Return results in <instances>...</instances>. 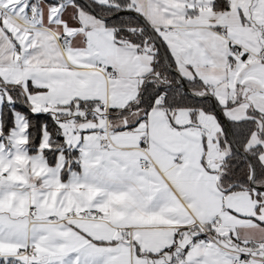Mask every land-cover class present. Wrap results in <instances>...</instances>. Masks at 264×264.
<instances>
[{"label": "snow or ice", "instance_id": "snow-or-ice-1", "mask_svg": "<svg viewBox=\"0 0 264 264\" xmlns=\"http://www.w3.org/2000/svg\"><path fill=\"white\" fill-rule=\"evenodd\" d=\"M0 264H264V0H0Z\"/></svg>", "mask_w": 264, "mask_h": 264}, {"label": "crops", "instance_id": "crops-1", "mask_svg": "<svg viewBox=\"0 0 264 264\" xmlns=\"http://www.w3.org/2000/svg\"><path fill=\"white\" fill-rule=\"evenodd\" d=\"M22 167L23 166H26L27 165V163H28V161H27V159L26 158H21L19 161H17ZM14 195V194H13ZM245 203L247 204V201L245 200ZM249 207H250V205H249Z\"/></svg>", "mask_w": 264, "mask_h": 264}]
</instances>
